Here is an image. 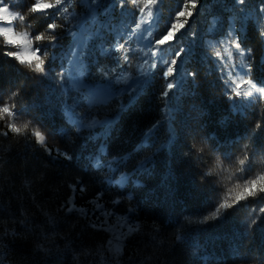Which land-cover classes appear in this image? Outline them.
<instances>
[{"label":"trees","instance_id":"obj_1","mask_svg":"<svg viewBox=\"0 0 264 264\" xmlns=\"http://www.w3.org/2000/svg\"><path fill=\"white\" fill-rule=\"evenodd\" d=\"M14 2L27 4L31 0ZM179 2L180 0H161L158 5L161 18L154 28L157 36L164 32ZM231 2L232 0H201L203 7L198 9L199 15L192 18V28L199 34V56H204L205 52L211 55L215 50L212 45L221 38L218 34L227 31L232 19V9L225 5H231ZM246 2L254 7L261 0ZM101 3L107 4L110 0H101ZM215 5L219 7H214ZM127 7L133 6L129 4ZM76 11H81L78 0ZM93 15V36H87L86 32L75 38L65 36L61 40L62 47L56 50L53 73L60 71L61 63L65 64L64 72L68 82L63 87L58 80L51 78L40 82L39 77L27 67L0 56V88L11 89L13 82L16 87L23 85V92L16 98L17 104H34L31 115L37 118L44 130L66 131L67 136L63 137L49 135L47 143L53 149L59 147L69 151L73 157L71 161L62 158L54 160L34 141L26 148L23 143L17 145L15 141L0 138V145H10L6 157L9 166L14 172L23 175L38 173L46 177L49 183L42 189L41 195L47 202L50 214L57 213L59 204L71 195L68 185L76 179L87 186V191L83 194L77 190L75 204L78 209H91L98 192L103 193L106 207H113L112 200L119 197L121 202L114 206V211L124 215L132 208L131 218L140 222L143 234L128 242L125 264L131 255V249H136L137 252L144 249V257L152 256L149 264H241L232 257V250L237 243L242 244V250L250 254L249 264H261L264 259V221L251 229L246 228L245 221L250 218L247 209L229 210L224 217L207 223L195 222L213 210L219 198H227L236 184L243 183L236 163L240 149L248 145L250 150L264 153V126L255 128V113L261 106L250 108L244 116L233 111L217 79L218 74L211 71L213 66L193 64V68L199 69V88L195 95L183 99L182 107L187 124L196 128L199 133L197 138L204 141L205 152L202 159H197L195 155L185 159L162 149L167 122L163 121L164 127L150 131L153 122L162 119L163 105L158 95L162 84L159 75L161 68L157 66V76L151 86L144 85L138 94L125 93L122 90L125 87L123 83L115 85L113 82L121 69L116 66L115 60L106 59L100 52L102 44L110 47L105 41L112 39L115 30L123 25L124 17L120 15L119 8L113 13L103 6L96 9ZM38 16L36 14L32 19L33 31L42 30ZM214 17L220 21L215 29L211 27ZM236 27L239 28V24ZM245 35L248 46L254 50L252 76L249 78L257 82L264 80V72L257 71V65L264 58V41L259 40L251 26H248ZM81 40L83 45L79 64L83 66L82 77L92 86H103L114 95L91 107L92 114L101 121L100 124L94 129L85 128L76 132L72 113L76 111L79 116L85 112L84 107L77 108L85 97L71 83L67 65L70 53L74 47L80 46ZM138 57L139 53L137 59L132 60L131 67L121 60L126 69L125 75H137ZM168 58L171 59V56ZM98 65L114 68L115 72L102 80L97 73ZM33 76L36 78H29ZM224 117H229L227 126L221 123ZM2 126L3 122L0 121V127ZM236 139L239 143L230 149L233 159H224L223 153ZM216 140L223 146L219 151L214 147ZM109 154L122 157L123 170L130 178V182L119 189L109 185L106 177L110 173L91 166L94 155ZM256 159L259 161L260 156ZM207 173L210 174L205 175ZM129 194L131 200L127 198ZM16 206L13 201V210ZM33 211L38 212L35 209ZM58 215L61 220L56 232L46 233L54 243L48 245L47 251H33L29 243L28 250L23 253L28 264H80L74 259L80 249L95 246L97 242L108 238V234L102 231H85V218L80 212H59ZM43 220L42 215L37 216V223ZM154 224L159 228L158 245L155 247L149 240ZM177 234L182 237L179 241L175 240Z\"/></svg>","mask_w":264,"mask_h":264},{"label":"snow or ice","instance_id":"obj_2","mask_svg":"<svg viewBox=\"0 0 264 264\" xmlns=\"http://www.w3.org/2000/svg\"><path fill=\"white\" fill-rule=\"evenodd\" d=\"M160 3L161 0H110L107 4H102L101 0H78L81 9L78 12L77 0H31L27 4L0 0V56L27 67L39 77L40 82L51 78L58 80L63 87L68 82L64 72L65 64L61 63L60 71L53 73L57 59L56 50L62 47V38H75L82 32H86L89 37L93 36V13L96 9L103 6L114 13L119 8L124 23L115 30L110 41H105L110 47L103 44L100 47L101 55L106 59L115 60L116 66L121 69L120 74L114 77V84L123 83L125 87L122 90L125 93L138 94L144 85L153 84L159 65L162 84L158 95L163 105L162 119L154 121L150 131L164 127L163 121H166V139L162 149L185 159H190L193 155L202 159L205 143L197 138V129L187 124L182 107L183 99L195 95L199 88V69L193 68V64L213 66L211 71L218 74L217 79L233 111L244 116L250 108L260 105L255 113V128L264 126V80L257 82L249 78L252 76L254 50L248 46L245 35L246 29L251 26L259 40L264 41V0L254 7L246 0H232L231 5H225L232 9L231 22L226 32L221 31L218 34L221 38L212 45L214 52L211 55L205 52L204 56H199V34L192 28V18L194 15L198 16V9L203 7L201 0H180L164 32L157 36L154 28L158 26L161 18L158 7ZM129 4L133 7H127ZM36 14H39L37 18L41 21L42 30L33 31L32 19ZM219 23L214 17L211 27L215 29ZM237 24L239 28L236 27ZM82 45L81 40L80 46L74 47L70 53L74 60H79ZM137 53V75H125L126 69L121 60L131 67L132 60L137 59ZM257 71L264 72V58L257 65ZM113 72L114 68L97 66V73L102 80L110 77ZM36 76L29 78L35 79ZM23 90L24 86L16 87L15 82L11 89L0 88V121L3 122L0 138L15 141L17 145L23 143L26 148L34 141L52 159L71 161L73 157L69 151L59 147L53 149L47 143L49 135L63 137L67 136V132L62 129H55L53 132L44 130L37 118L31 115L34 104H17L16 98ZM107 98H110V94ZM97 103L92 96H86L81 105L77 106L84 107L85 112L78 116L77 112L73 111L76 132L85 128L94 129L101 123L91 112V107ZM228 121L229 117H224L221 123L227 126ZM225 143L227 144V141ZM237 143L239 140H234L223 153L224 159H233L230 149ZM214 147L219 151L223 146L216 140ZM9 150L10 145H0V264H28L23 258V253L28 250L29 243L33 251H47L48 245L54 242L46 233L56 232L61 220L58 213L74 211L80 212L85 218V231L92 229L108 234L106 240L97 242L95 246L80 249L74 259L80 264H125L128 242L143 235L140 222L131 218L132 208L127 210L128 214L120 215L114 211V206L121 202L119 197L112 200L113 207H106L103 193L98 192L91 209H78L75 204L77 190L83 194L87 191V186L83 181L76 179L68 185L71 195L59 204L57 213L50 214L47 202L41 195L42 189L47 187L49 181L38 173L27 176L14 172L6 159ZM257 156H260L259 161ZM236 163L243 183L236 184L235 189L229 191L227 198H219L213 210L195 222L207 223L224 217L229 210L241 209H247L249 213L250 218L245 221L246 228L251 229L264 221V153L250 150L248 145H244L236 156ZM91 166L110 173L106 179L110 186L117 189L130 182L127 172L123 170L122 157L111 154L94 155ZM127 198L132 199L130 194ZM13 201L17 205L14 210L11 207ZM38 215L44 217L40 223H37ZM158 236L159 228L154 224L152 235L149 237L154 247L158 245ZM181 239L179 234L175 236V240ZM130 251L131 255L128 256L126 264H149L152 260V256L142 255L144 249L139 252L136 249ZM232 257L241 264H249L251 259L250 254L242 250L240 243L232 250ZM261 264H264V259Z\"/></svg>","mask_w":264,"mask_h":264},{"label":"rangeland","instance_id":"obj_3","mask_svg":"<svg viewBox=\"0 0 264 264\" xmlns=\"http://www.w3.org/2000/svg\"><path fill=\"white\" fill-rule=\"evenodd\" d=\"M70 61L71 63H69ZM69 62L67 65V70L71 77V83L78 91H80L84 95L85 98L86 96H92L97 100V102L103 103L109 100L114 95V93L112 92L105 91L106 89L103 86H92L88 81L84 80V78L82 77L83 66L79 64V60H74V58L71 56ZM109 94L110 98L106 99Z\"/></svg>","mask_w":264,"mask_h":264}]
</instances>
